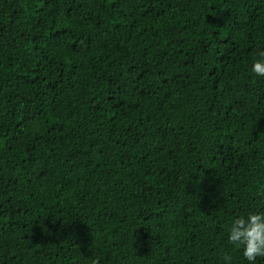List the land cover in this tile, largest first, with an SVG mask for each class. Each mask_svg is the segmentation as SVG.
Segmentation results:
<instances>
[{"label":"trees","instance_id":"trees-1","mask_svg":"<svg viewBox=\"0 0 264 264\" xmlns=\"http://www.w3.org/2000/svg\"><path fill=\"white\" fill-rule=\"evenodd\" d=\"M261 48L264 0H0V264H246Z\"/></svg>","mask_w":264,"mask_h":264},{"label":"clouds","instance_id":"clouds-1","mask_svg":"<svg viewBox=\"0 0 264 264\" xmlns=\"http://www.w3.org/2000/svg\"><path fill=\"white\" fill-rule=\"evenodd\" d=\"M249 71L258 78H264V48L257 51ZM226 239L242 261L259 264V260L264 259V210L248 211L232 218L227 227ZM222 264H233L232 256L225 253Z\"/></svg>","mask_w":264,"mask_h":264}]
</instances>
